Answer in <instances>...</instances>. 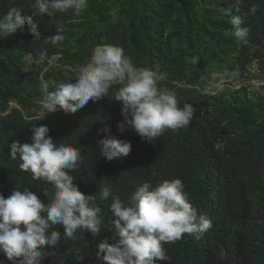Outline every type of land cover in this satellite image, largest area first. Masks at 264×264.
<instances>
[{
    "label": "trees",
    "instance_id": "trees-1",
    "mask_svg": "<svg viewBox=\"0 0 264 264\" xmlns=\"http://www.w3.org/2000/svg\"><path fill=\"white\" fill-rule=\"evenodd\" d=\"M31 0H0V14L9 7L32 14ZM255 8V12L252 9ZM238 15L249 29L247 45L235 40L229 20ZM40 39L27 31L0 38V194L28 187L47 202L43 191L54 189L21 171L20 160L9 156L13 141L31 143V127L46 125L56 143L80 150L81 167L71 173L85 194L97 196L101 230L96 237L77 232L61 240L43 264H102L95 244L107 239L112 214L109 200L99 199L107 182L127 203L137 186H155L179 178L191 202L212 227L199 239L184 234L163 245L169 261L158 264H264V0H88L75 16L69 9L53 18L34 17ZM59 31L64 39L45 43ZM100 44L121 46L137 68H151L166 76L158 86L176 93L178 105L194 108L187 127L147 142L131 128L119 131L121 103L107 97L75 113L57 110L40 117L41 80L56 83L74 78L76 69ZM199 61L193 64V58ZM239 69L219 95H205L202 75ZM255 68L256 73H251ZM258 79L252 85L250 79ZM105 126L110 134L131 143V152L108 161L96 143ZM63 234V228L53 226ZM47 246L45 251L47 252ZM4 264L10 262L0 256Z\"/></svg>",
    "mask_w": 264,
    "mask_h": 264
},
{
    "label": "clouds",
    "instance_id": "clouds-1",
    "mask_svg": "<svg viewBox=\"0 0 264 264\" xmlns=\"http://www.w3.org/2000/svg\"><path fill=\"white\" fill-rule=\"evenodd\" d=\"M30 7L33 9L30 15L18 7H9L0 14V38L11 37L17 30L23 32L27 25V31L40 39L35 16L53 18L56 12L66 13L69 9L79 16L88 7V0H31ZM229 23L235 40L247 45L249 29L242 26L240 16H232ZM43 39L56 45L64 37L56 31ZM198 61L194 57L192 63ZM74 72L73 79L56 83L51 91L49 82L41 80L39 120L57 110L75 113L89 101L107 97L113 85L120 86L113 96L120 101L123 116L117 122L118 130L131 128L147 142L163 135L166 129L187 127L194 116L191 104L180 107L173 90L158 86L166 79L164 74L135 67L121 46H96L90 58ZM205 72L201 76L205 87L200 89L205 95H219L229 81L239 77L238 68L224 73ZM49 131L46 125L33 123L31 143L13 141L8 145L10 158L21 161V171L31 173L33 180H43L54 189L51 194L47 189L42 192L47 202L28 187H23V191L16 188L7 197L0 194V256L10 264H43L45 256L54 254L62 239H75L77 232L96 237L101 230L97 196L80 191L71 175L83 164L80 150L71 144L54 142ZM97 132L103 133L96 143L108 161L131 152V143L112 136L107 126ZM99 199L111 201L108 229L113 235V242L104 239L95 244V256L102 264L169 261L164 244L175 242L184 234L199 239L212 227L211 221L188 200L179 178L163 180L155 186L139 185L130 192L127 203L105 181L99 187ZM53 226L62 227L63 234ZM0 264L4 261L0 260Z\"/></svg>",
    "mask_w": 264,
    "mask_h": 264
},
{
    "label": "rangeland",
    "instance_id": "rangeland-1",
    "mask_svg": "<svg viewBox=\"0 0 264 264\" xmlns=\"http://www.w3.org/2000/svg\"><path fill=\"white\" fill-rule=\"evenodd\" d=\"M257 71H255V68H253L252 70H251V73H256ZM250 83L252 84V85H257L258 83H259V80L258 79H253V78H251L250 79Z\"/></svg>",
    "mask_w": 264,
    "mask_h": 264
}]
</instances>
